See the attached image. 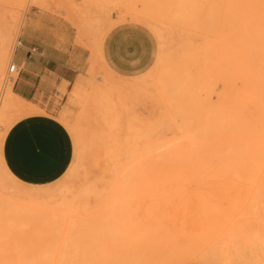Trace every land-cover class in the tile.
I'll return each mask as SVG.
<instances>
[{
	"label": "rangeland",
	"instance_id": "1",
	"mask_svg": "<svg viewBox=\"0 0 264 264\" xmlns=\"http://www.w3.org/2000/svg\"><path fill=\"white\" fill-rule=\"evenodd\" d=\"M222 2L264 0H0L9 47L0 84L16 77L7 69L18 40H37L40 31L49 59L71 50L77 60L71 80L49 73L28 100L34 114L66 129L69 162L54 180L25 186L45 191L34 200L9 192L0 172V236L25 245L46 229L55 241L69 231L76 264H264V53L248 80L235 81L261 93L249 176L224 169L215 177L214 165L161 176L166 152L218 145ZM22 115L2 114L0 135ZM121 138L139 151L134 163L144 172L118 188L107 174Z\"/></svg>",
	"mask_w": 264,
	"mask_h": 264
},
{
	"label": "bare ground",
	"instance_id": "2",
	"mask_svg": "<svg viewBox=\"0 0 264 264\" xmlns=\"http://www.w3.org/2000/svg\"><path fill=\"white\" fill-rule=\"evenodd\" d=\"M89 0H82L87 3ZM17 43V41H16ZM13 48H11V51ZM9 52L6 35H0V64ZM219 51V93L217 96L218 145L209 150H173L166 152L161 158L167 159V166L161 176L174 177L179 174L180 165H214L218 167L211 175L225 176L224 169H229L228 176L245 178L252 163L250 146V123L252 107L261 93L246 92L237 88V78L244 82L249 79V70L263 63L264 53V3L234 4L222 2L219 5L218 24ZM1 67V65H0ZM11 81L0 84V117L8 111L17 114H34L38 110L29 105L10 90ZM118 136H121L119 133ZM4 133L0 135V172L6 177L9 192L17 193L24 199L34 200L45 195L40 189H28L24 183L16 179L7 169L1 154ZM130 142V141H129ZM136 148L128 146L126 139L118 140L111 156L113 162L108 170V177L118 183V188L142 177L143 165L134 163L138 154ZM159 158V157H157ZM166 163V162H165ZM146 174H144L145 176ZM208 175V174H207ZM35 243L25 245L12 244L10 237L0 236V264H76L72 258V247L66 243L71 241V233L63 231L55 241L56 233L45 230ZM254 264V263H253Z\"/></svg>",
	"mask_w": 264,
	"mask_h": 264
},
{
	"label": "crops",
	"instance_id": "3",
	"mask_svg": "<svg viewBox=\"0 0 264 264\" xmlns=\"http://www.w3.org/2000/svg\"><path fill=\"white\" fill-rule=\"evenodd\" d=\"M57 58H48L46 33L37 40L20 39L13 51L11 63L17 69L11 92L22 99H31L36 89L46 87L49 73L56 82L69 81L77 62L71 50H63ZM3 162L18 180L30 184H45L58 177L70 159V142L64 126L43 114H25L8 127L1 145Z\"/></svg>",
	"mask_w": 264,
	"mask_h": 264
},
{
	"label": "built area",
	"instance_id": "4",
	"mask_svg": "<svg viewBox=\"0 0 264 264\" xmlns=\"http://www.w3.org/2000/svg\"><path fill=\"white\" fill-rule=\"evenodd\" d=\"M8 72H13V71H17L15 65L13 63H10L8 66Z\"/></svg>",
	"mask_w": 264,
	"mask_h": 264
}]
</instances>
